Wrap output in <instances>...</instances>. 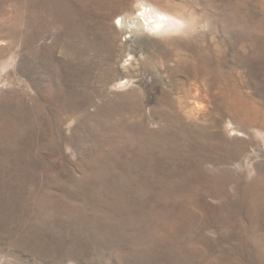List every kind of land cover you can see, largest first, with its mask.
Returning a JSON list of instances; mask_svg holds the SVG:
<instances>
[{
  "label": "rangeland",
  "instance_id": "374dc122",
  "mask_svg": "<svg viewBox=\"0 0 264 264\" xmlns=\"http://www.w3.org/2000/svg\"><path fill=\"white\" fill-rule=\"evenodd\" d=\"M0 264H264V0H0Z\"/></svg>",
  "mask_w": 264,
  "mask_h": 264
},
{
  "label": "bare ground",
  "instance_id": "6f19581e",
  "mask_svg": "<svg viewBox=\"0 0 264 264\" xmlns=\"http://www.w3.org/2000/svg\"><path fill=\"white\" fill-rule=\"evenodd\" d=\"M122 21V20H121ZM165 23V20L160 21V25H163ZM159 25V24H158Z\"/></svg>",
  "mask_w": 264,
  "mask_h": 264
}]
</instances>
